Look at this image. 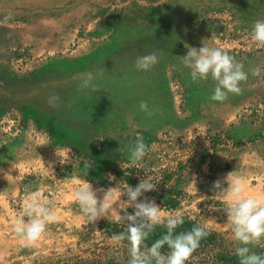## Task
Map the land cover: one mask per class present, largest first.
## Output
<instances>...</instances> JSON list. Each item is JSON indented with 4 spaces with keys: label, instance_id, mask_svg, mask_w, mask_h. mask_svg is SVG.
<instances>
[{
    "label": "rangeland",
    "instance_id": "1",
    "mask_svg": "<svg viewBox=\"0 0 264 264\" xmlns=\"http://www.w3.org/2000/svg\"><path fill=\"white\" fill-rule=\"evenodd\" d=\"M257 20L264 0H0V264H127L129 242L111 239L126 224L110 213L89 223L73 191L85 180L113 188L110 212L131 214L126 184L145 178L156 187L138 200L154 199L162 217L181 213L177 232H208L186 264H239L225 211L232 194L216 192L239 178L241 195L264 201V47L250 35ZM203 44L243 63L241 94L213 101L211 76L191 80L179 57ZM153 52L158 62L137 70V57ZM89 72L98 91L79 89ZM52 95L58 107L49 106ZM137 133L149 150L131 164L126 146ZM218 179L222 189H213ZM33 192L57 220L27 243L13 226L30 219L24 201ZM164 234L157 225L145 243ZM248 247L264 254V241Z\"/></svg>",
    "mask_w": 264,
    "mask_h": 264
},
{
    "label": "clouds",
    "instance_id": "2",
    "mask_svg": "<svg viewBox=\"0 0 264 264\" xmlns=\"http://www.w3.org/2000/svg\"><path fill=\"white\" fill-rule=\"evenodd\" d=\"M5 17L3 23H7ZM251 39L259 47H264V20H257L251 31ZM184 67L190 69V78L193 82L207 80L209 76L216 82L213 94L210 99L213 101H224L228 94L239 95L242 92L240 83L246 81L248 74L244 71V65L236 61L235 57L226 50L219 47H208L203 44L200 48L187 47L186 55L179 57ZM158 62L155 52L138 56L135 61L137 70L147 71ZM260 69H252V75H259ZM94 77L91 72L85 74V78L79 85V89L98 91L96 85L92 83ZM50 107H58L60 98L52 95L48 99ZM141 111H148L146 101L139 104ZM129 160L131 164H136L143 160L147 155L149 146L144 143L143 137L137 133L136 139L127 146ZM91 165L87 160L84 161V176H87ZM231 174V173H230ZM156 184L149 179H142L135 186L126 184L123 195L127 196V208L132 207L133 212L129 214L124 211L120 215L113 209L114 189L108 188L94 190L92 185L85 180L73 191L74 198L85 214L89 223H94L102 217L114 215L116 223L126 224V230L113 234L111 237L115 245H120L123 241L129 242V259L127 264H186L192 253L199 247L201 239L208 235L205 228L193 226L190 230H176L184 224L181 213L168 214L162 217L160 207L154 199L144 197L138 200L144 193L155 190ZM213 189H222V182L218 179L213 182ZM232 199L227 203L226 213L228 222L232 226V233L235 241V255L239 258V264H264V254H257L248 245H261L264 241V201L261 199L243 196L244 184L241 179L229 183L227 189L217 191L216 194L229 191ZM103 192V199L98 200L97 192ZM49 201L44 199L41 192H33L24 201V212L30 217L25 221L19 218L13 226L14 231L27 243H34L43 234L46 225L57 220L55 212L47 205ZM125 208V209H127ZM110 213V216H109ZM157 225L166 228V234L162 235L150 246L145 243L149 234L152 233ZM167 245L169 251L162 253L161 249Z\"/></svg>",
    "mask_w": 264,
    "mask_h": 264
}]
</instances>
